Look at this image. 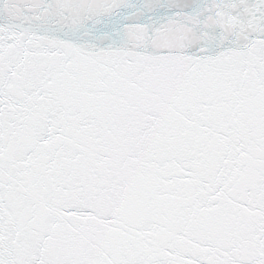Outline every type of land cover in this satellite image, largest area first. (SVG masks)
I'll return each mask as SVG.
<instances>
[{"label":"snow or ice","instance_id":"6c2138e0","mask_svg":"<svg viewBox=\"0 0 264 264\" xmlns=\"http://www.w3.org/2000/svg\"><path fill=\"white\" fill-rule=\"evenodd\" d=\"M0 264H264V0H0Z\"/></svg>","mask_w":264,"mask_h":264}]
</instances>
